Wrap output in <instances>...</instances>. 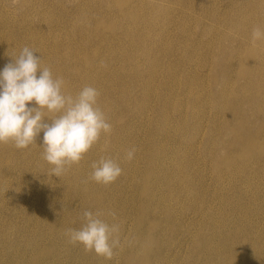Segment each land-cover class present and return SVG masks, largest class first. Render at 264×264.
Segmentation results:
<instances>
[{"label":"rangeland","instance_id":"374dc122","mask_svg":"<svg viewBox=\"0 0 264 264\" xmlns=\"http://www.w3.org/2000/svg\"><path fill=\"white\" fill-rule=\"evenodd\" d=\"M262 16L264 0H0V69L27 46L67 93L95 87L112 125L58 178L42 132L24 150L0 145V264H264V42L249 39ZM102 156L123 169L107 187L89 180ZM109 210L122 242L111 259L68 243L84 211Z\"/></svg>","mask_w":264,"mask_h":264},{"label":"clouds","instance_id":"9594fccd","mask_svg":"<svg viewBox=\"0 0 264 264\" xmlns=\"http://www.w3.org/2000/svg\"><path fill=\"white\" fill-rule=\"evenodd\" d=\"M258 42H264L261 26L251 31L250 44L256 46ZM35 54L23 47L12 63L0 69V145L11 143L24 150L35 144L42 132L43 159L49 173L58 178L79 164L102 136H110L112 125L99 107L100 93L95 87L84 86L74 95L67 93L65 80L54 76ZM136 152L135 147L130 148L124 159L134 160ZM90 168L89 180L103 187L123 173L116 159L104 156L93 161ZM104 215L111 216L113 222H106ZM120 230L115 212L84 211L80 228L66 229L64 235L68 243L111 259L113 249L121 244Z\"/></svg>","mask_w":264,"mask_h":264},{"label":"bare ground","instance_id":"6f19581e","mask_svg":"<svg viewBox=\"0 0 264 264\" xmlns=\"http://www.w3.org/2000/svg\"><path fill=\"white\" fill-rule=\"evenodd\" d=\"M50 1H51V0H50ZM22 2H23V1H22ZM25 2H26V1H25ZM39 2H40V1H39ZM39 2H38V3H39ZM112 2H113V1H112ZM115 2H116V1H115ZM202 2H203V1H202ZM108 3H109V2H108ZM117 3H118V2H117ZM117 3H116V4H117ZM157 3H158V2H157ZM203 3H204V2H203ZM205 3H206V2H205ZM205 3H204V4H205ZM118 4H119V3H118ZM118 4H117V5H118ZM28 5H29V4H28ZM35 5H36V4H35ZM59 5H60V4H59ZM22 6H23V5H22ZM32 6H33V5H32ZM119 6H120V5H119ZM121 6H122V5H121ZM168 6L170 7L171 5H168ZM62 7H63V6H62ZM107 7H108V6H107ZM113 7H114V6H113ZM175 7H176V6H175ZM206 7H208V6H206ZM25 8H26V7H25ZM48 8H49V7H48ZM157 8H159V6H158ZM248 9H249V8H248ZM256 9H257V8H256ZM256 9H255V10H256ZM23 10H24V9H23ZM259 10H260V9H259ZM261 10H262V9H261ZM108 11H109V10H108ZM112 11H113V10H112ZM116 11H117V10H116ZM179 11H180V10H179ZM208 11H209V10H208ZM208 11H207V12H208ZM109 12H110V11H109ZM252 13L255 14L254 11H253ZM190 14H191V13H190ZM108 15H109V14H108ZM203 15H204V14H203ZM250 15H251V14H250ZM261 15H262V14H261ZM3 16H4V15H3ZM9 16H10V15H9ZM5 17H6V16H5ZM5 17H4V18H5ZM7 17H8V16H7ZM176 17H177V16H176ZM204 17H205V15H204ZM204 17H203V18H204ZM262 17H264V16H262ZM1 18H3V17H1ZM112 18H113V16H112ZM174 18H175V17H174ZM210 18H211V17H210ZM248 18H249V16L247 17V19H248ZM5 19H6V18H5ZM7 19H8V18H7ZM9 19H10V18H9ZM106 19H107V18H106ZM236 19H237V18H236ZM5 21H6V20H5ZM212 21H213V18H212ZM122 22H123V21H122ZM175 22H176V21H175ZM177 22H178V21H177ZM100 23H101V22H100ZM172 23H173V22H172ZM213 23H214V22H212V24H213ZM256 23H257V22H256ZM103 24H104V23H103ZM174 24H175V23H174ZM182 24H183V23H182ZM217 24H218V23H217ZM250 24H251V23H250ZM97 25H99V24H97ZM111 25H112V24H111ZM111 25H110V26H111ZM175 25H176V24H175ZM209 25H210V23H209ZM255 25H256V24H255ZM99 26H100V25H99ZM113 26H114V24H113ZM119 26H120V25H119ZM184 26H185V25H184ZM210 26H211V25H210ZM214 26H215V25H214ZM108 27H109V26H108ZM174 27H175V26H174ZM181 27H182V26H181ZM191 27H192V26H191ZM216 27H217V26H216ZM219 27H220V26H219ZM252 27H253V26H252ZM193 28H194V27H193ZM211 28H212V27H211ZM226 28H227V27H226ZM226 28H225V29H226ZM250 28H251V27H250ZM250 28H249V29H250ZM170 29H172V28H170ZM180 29H181V28H180ZM184 29H185V28H184ZM184 29H183V30H184ZM220 29H221V28H220ZM96 30H97V29H96ZM100 30L103 31L102 28H101ZM107 30H109V29H107ZM183 30H182V31H183ZM196 30H197V29H196ZM206 30H207V28H206ZM216 30H217V29H216ZM177 31H178V30H177ZM197 31H198V30H197ZM210 31H211V30H210ZM224 31H225V30H224ZM238 31H239V30H238ZM251 31H252V30H251ZM95 32H96V31H95ZM172 32H174V30H173ZM225 32H226V31H225ZM225 32H224V33H225ZM104 33H105V32H104ZM112 33H113V32H112ZM180 33H181V31H180ZM182 33H183V32H182ZM214 33H215V32H214ZM82 34H83V33H82ZM93 34H94V33H93ZM169 34H170V32H169ZM200 34H201V33H200ZM207 34H208V33H207ZM232 34H233V33H232ZM224 35H225V34H224ZM241 35H242V33H241ZM249 35H251V33H250ZM93 36H94V35H93ZM173 36H174V34H173ZM200 36H202V35H200ZM218 36H219V35H218ZM233 36H234V34H233ZM238 36H239V35H238ZM95 37H97V36H95ZM167 37H168V36H167ZM167 37H166L165 39H167ZM230 37H231V36H230ZM239 37H240V36H239ZM242 37H243V36H242ZM248 37H250V36H248ZM98 38H99V37H98ZM168 38H169V37H168ZM203 38H204V37H203ZM237 38H238V37H237ZM171 39H172V38H171ZM228 39H229V38H228ZM234 39H235V38H233V40H234ZM243 39H244V38H243ZM249 39H250V38H249ZM220 40H221V39H220ZM242 41H243V40H242ZM220 42H222V41H219V43H220ZM235 42H236V41H235ZM240 42H241V41H240ZM246 42H247V39H246ZM164 43H166V42L164 41ZM195 44H196V43H195ZM229 44H230V41H229ZM246 44H247V43H246ZM246 44L244 43V45H246ZM257 44H258V43H257ZM140 45H141V44H140ZM142 45H143V44H142ZM142 45H141V49H142ZM164 45H165V44H164ZM166 45H167V44H166ZM166 45H165V46H166ZM171 45H172V43H171ZM210 45H211V44H210ZM219 45H220V44H218V46H219ZM86 46H87V45H86ZM173 46H175V45H173ZM215 46H216V45H215ZM215 46H214V47H215ZM251 46H252V45H251ZM251 46H250L249 48H251ZM91 47H92V46H91ZM167 47H168V46H167ZM195 47H196V45H195ZM207 47H208V46H207ZM262 47H263V45H262ZM68 48H69V47H68ZM160 48H161V47H160ZM170 48H171V47H170ZM173 48H174V47H172V49H173ZM220 48H221V47H220ZM256 48H257V47H256ZM258 48H259V47H258ZM66 49H67V48H66ZM217 49H219V48L217 47ZM253 49H255V47H254ZM68 50H69V49H68ZM158 50H159V49H158ZM161 50H162V48H161ZM161 50H160V52L158 51L159 54H162ZM208 50H209V49H208ZM257 50H258V49H257ZM262 50H263V49H262ZM90 51H91V50H90ZM92 51H93V50H92ZM164 51H165V50H164ZM202 51H204V48L202 49ZM237 51H238V50H237ZM246 51H247V50H246ZM64 52H65V51H64ZM93 52H94V51H93ZM204 52H208V51H204ZM213 52H214V51H213ZM243 52H245V51H243ZM259 52H260V51H259ZM166 53H167V52H166ZM172 53H173V51L171 52V54H172ZM209 53H210V51H209ZM217 53H218V52H217ZM256 53H257V52H256ZM263 53H264V52H263ZM183 54H184V53H183ZM213 54H214V53H213ZM68 55H69V52H68ZM91 55H92V54H91ZM166 55H167V54H166ZM168 55H170V54L168 53ZM179 55H180V54H179ZM200 55H201V53H200ZM202 55H203V54H202ZM206 55H207V54H206ZM239 55H240V54H239ZM263 55H264V54H263ZM111 56H112V55H111ZM140 56H141V55H140ZM175 56H176V55H175ZM180 56H181V55H180ZM193 56H194V55H193ZM207 56H208V55H207ZM68 57H69V56H68ZM70 57H71V56H70ZM154 57H155V56H154ZM159 57H160V56H159ZM162 57H163V56H162ZM167 57H169V56H167ZM190 57H191V56H190ZM200 57H202V56H200ZM209 57H210V56H209ZM213 57H214V56H213ZM155 58H156V57H155ZM157 58H158V56H157ZM174 58H175V57H174ZM194 58H195V57H194ZM202 58H203V57H202ZM217 58H218V57H217ZM231 58H232V57H231ZM236 58H237V57H236ZM239 58H240V57H239ZM64 59H65V58H64ZM180 59H181V58H180ZM180 59H179V60H180ZM206 59H207V57H206ZM227 59H228V58H227ZM254 59H255V58H254ZM160 60H162V59H160ZM163 60H164V59H163ZM172 60H173V59H172ZM204 60H205V59H204ZM210 60H211V59H210ZM234 60H235V58H234ZM67 61H68V60H67ZM70 61H71V60H70ZM98 61H99V60H98ZM120 61H121V60H120ZM151 61H152V59H151ZM169 61H170V60H169ZM205 61H206V60H205ZM230 61H231V60H230ZM239 61H240V60H239ZM251 61H252V60H251ZM63 62H64V61H63ZM82 62H83V61H82ZM152 62H153V61H152ZM152 62H150V63H152ZM157 62H158V61H157ZM203 62H204V61H203ZM236 62H237V61H236ZM246 62H247V61H245L244 63H246ZM64 63H65V62H64ZM168 63H169V62H168ZM153 64H154V63H153ZM155 64H156V63H155ZM160 64L162 65L161 62H160ZM199 64H200V62H199ZM212 64H213V61H212ZM212 64H211V65H212ZM148 65H149V63H148ZM208 65H209V64H208ZM228 65H229V64H228ZM238 65H240V64H238ZM238 65H237V66H238ZM260 65H261V64H260ZM149 66H150V65H149ZM152 66H153V65H152ZM158 66H160V65H158ZM166 66H168V65H165L164 67H166ZM209 66H210V65H209ZM212 66H213V65H212ZM237 66H236V68H237ZM154 67H155V66H154ZM156 67H157V66H156ZM160 67H161V66H160ZM170 67H171V66H170ZM225 67H226V66H225ZM227 67H228V66H227ZM227 67H226V68H227ZM150 68H151V67H150ZM168 68H169V67H168ZM230 68H231V67H230ZM238 68H239V67H238ZM247 68H248V67H247ZM63 69L65 70V68H63ZM77 69H78V68H77ZM148 69H149V68H148ZM156 69H157V68H156ZM159 69H160V68H159ZM159 69H158V70H159ZM176 69H177V68H176ZM68 70H69V69H68ZM94 70H95V69H94ZM182 70H183V69H181V71H182ZM230 70H231V69H230ZM249 70H250V69H249ZM175 71H176V70H175ZM231 71H232V70H231ZM231 71H230V75H231ZM255 71H256V70H255ZM154 72H155V71H154ZM156 72H157V71H156ZM156 72H155V74H156ZM177 72H178V71H177ZM211 72H212V71H211ZM235 72H236V71H235ZM77 73H78V72H77ZM77 73H76V74H77ZM151 73H152V72H151ZM168 73H169V71H168ZM173 73H174V72H173ZM181 73H182V72H181ZM232 73H233V72H232ZM58 74H59V73H58ZM72 74H74V73H72ZM76 74H75V75H76ZM155 74H154V75H155ZM161 74H162V73H161ZM170 74H171V72H170ZM176 74H177V73H176ZM189 74H190V73H189ZM189 74H188V75H189ZM237 74H238V73H237ZM255 74H256V73H255ZM151 75H152V74H151ZM172 75H173V74H172ZM179 75H180V74H179ZM191 75H192V74H191ZM227 75H228V74H227ZM233 75H234V74H233ZM258 75H259V73H258ZM54 76H55V74H54ZM62 76H63V75H62ZM175 76L177 77V75H175ZM175 76H174V77H175ZM193 76H194V75H193ZM248 76H249V75H248ZM248 76H247V77H248ZM159 77H160V76H159ZM168 77H169V76H168ZM172 77H173V76H172ZM174 77H173V78H174ZM176 77H175V78H176ZM184 77H185V76H184ZM236 77H237V76H236ZM156 78H157V77H156ZM178 78H179V77H178ZM194 78H195V77H194ZM227 78H228V77H227ZM229 78H230V76H229ZM167 79H168V78H167ZM167 79H166V80H167ZM171 79H172V78H171ZM188 79H189V78H188ZM192 79H193V78H192ZM245 79H246V78H245ZM151 80H152V78H151ZM186 80H187V79H186ZM263 80H264V78H263ZM159 81H160V80H159ZM171 81H173V82L176 83V81H178V79H177L176 81L172 79V80H170V82H171ZM182 81H183V80H182ZM220 81H221V79H220ZM226 81H228V80L226 79ZM160 82H161V81H160ZM167 82H168V81H167ZM204 82H205V81H204ZM223 82H225V81H223ZM155 83H156V82H155ZM175 83H174V84H175ZM185 83H186V82H185ZM200 83H201V82H200ZM205 83H206V82H205ZM225 83H226V82H225ZM243 83H244V82H243ZM150 84H152V83H150ZM153 84H154V82H153ZM179 84H180V82H179ZM186 84H187V83H186ZM194 84H196V81H195ZM219 84H220V82H219ZM227 84H228V83H227ZM146 85H147V84H146ZM157 85H158V84H157ZM169 85L171 86V84H169ZM175 85H177V84H175ZM188 85H189V83H188ZM223 85H224V84H223ZM234 85H235V84H234ZM173 86H174V85H173ZM203 86H204V84H203ZM207 86H208V85H207ZM219 86H220V85H219ZM239 86H240V85H239ZM257 86H258V85H257ZM262 86H263V85H262ZM168 87H169V86H168ZM175 87H177V86H175ZM185 87H186V86H185ZM224 87H225V86H224ZM230 87H231V86H230ZM237 87H238V86H237ZM258 87H259V86H258ZM80 88H81V87H80ZM146 88H147V87H146ZM149 88H150V87H149ZM171 88H172V87H171ZM182 88H183V87H182ZM197 88H198V87H197ZM200 88H201V86H200ZM216 88H217V87H216ZM244 88H245V87H244ZM151 89H153V86H152ZM187 89H188V88H187ZM191 89H192V87H191ZM217 89H219V88H217ZM217 89H216V90H217ZM242 89H243V88H242ZM261 89H262V88H261ZM173 90H174V89H173ZM194 90H195V88H194ZM202 90H203V89H202ZM202 90H201V91H202ZM245 90H246V89H245ZM146 91H148V90H146ZM227 91H228V90H227ZM232 91H233V90H232ZM243 91H244V90H243ZM252 91H253V90H252ZM261 91H262V90H261ZM143 92H144V91H143ZM153 92H154V91H153ZM153 92H152V93H153ZM155 92H156V91H155ZM173 92H175V91H173ZM193 92H194V91H193ZM210 92H211V91H210ZM147 93H149V91H148ZM169 93H170V92H169ZM171 93H172V92H171ZM189 93H190V91H189ZM195 93H196V92H195ZM201 93H202V92H201ZM207 93H208V92H207ZM233 93H234V91H233ZM253 93H254V91H253ZM261 93H262V92H261ZM142 94H143V93H142ZM166 94H167V93H166ZM197 94H199V93L197 92ZM204 94H205V93H204ZM204 94H203V95H204ZM200 95H201V94H200ZM203 95H202V96H203ZM244 95H245V94H244ZM141 96L143 97V95H141ZM146 96H148V95L146 94ZM185 96H186V95H185ZM242 96H243V95H242ZM251 96H252V95H251ZM256 96H257V95H256ZM244 97H245V96H244ZM154 98H155V97H154ZM191 98H192V97H191ZM185 99H186V98H185ZM235 99H237V101H238V98H235ZM242 99H243V98H242ZM247 99H248V98H247ZM249 99H250V97H249ZM249 99H248V100H249ZM254 99H255V98H254ZM143 100H144V99H143ZM151 100H152V99H151ZM263 100H264V99H263ZM141 101H142V100H141ZM166 101H167V100H166ZM166 101H165V102H166ZM177 101H178V100H177ZM180 101H181V100H180ZM188 101H189V100H188ZM217 101H218V100H217ZM233 101H234V100H233ZM233 101H232V102H233ZM239 101H240V100H239ZM239 101H238V102H239ZM143 102H144V101H143ZM143 102H142V103H143ZM145 102H146V101H145ZM151 102H152V101H151ZM163 102H164V101H163ZM173 102H174V101H173ZM183 102H184V101H183ZM240 102H241V101H240ZM142 103H141V104H142ZM189 103H190V102H189ZM219 103H220V102H219ZM219 103H218V104H219ZM260 103H262V101H261ZM172 104H173V103H172ZM172 104H171V106H172ZM215 104H216V103H215ZM215 104H214V102H213V105H215ZM220 104H221V103H220ZM224 104H225V102H224ZM234 104H235V103H234ZM151 105H152V104H151ZM223 106H224V105H223ZM223 106H222V107H223ZM149 107H150V106H149ZM229 107H230V105H229ZM232 107H233V106H232ZM182 108H183V107H182ZM202 108H203V107H202ZM206 108H207V107H206ZM214 108H216V107H214ZM139 109H140V108H139ZM189 109H190V108H189ZM232 109H233V108H232ZM234 109H235V108H234ZM104 110H105V109H104ZM170 110H171V109H170ZM217 110H218V109H217ZM235 110H236V109H235ZM235 110H234V112H235ZM105 111H106V110H105ZM131 111H132V109H131ZM133 111H134V110H133ZM187 111H188V110H187ZM218 112H219V111H218ZM240 112H241V111H240ZM238 113H239V112H238ZM187 114H188V113H187ZM187 114H186V116H187ZM189 114H190V113H189ZM233 114H234V113H233ZM257 114H258V113H257ZM257 114H256V115H257ZM165 115H167V114H165ZM175 115H177V114H175ZM220 115H221V114H220ZM234 115H236V114H234ZM240 115H241V114H240ZM256 115H255V117H256ZM146 116H147V115H146ZM184 116H185V115H184ZM164 117H165V116H164ZM194 117H195V116H194ZM194 117H193V118H194ZM231 117H232V116H231ZM236 117H237V116H236ZM187 118H189V116H188ZM165 119H166V118H165ZM232 119H233V118H232ZM239 119H240V118H239ZM254 119H255V118H254ZM114 120H115V119H114ZM237 120H238V119H237ZM120 121H121V120H120ZM238 121H239V120H238ZM253 121H254V120H253ZM253 121H252V123H253ZM252 123H251V124H252ZM249 125H250V124H249ZM227 129H228V128H227ZM227 129H225V130H227ZM203 130H204V129H203ZM259 130H260V129H259ZM259 130H258V131H259ZM261 131H262V129H261ZM202 132H203V131H202ZM238 132H239V133L236 134V135H237V137H238V139H239L238 141L241 142V140H244V139L242 138V133H240V130H238ZM236 133H237V132H236ZM253 134H254V133H253ZM261 134H262V133H261ZM200 135L202 136V134H200ZM224 137H225V136H224ZM234 137H235V136H234ZM260 137H261V136H260ZM263 137H264V135H263ZM107 139H108V138H107ZM219 139H220V138H219ZM222 139H223V138H222ZM234 139H235V138H234ZM217 140H218V139H217ZM253 140H254V139H253ZM107 141H108V140H107ZM188 141H189V140H188ZM198 141H199V139H198ZM222 141L224 142V140H222ZM103 142H104V141H103ZM223 142H222V143H223ZM245 142H246V141H245ZM259 142H260V141H259ZM196 143H197V142H196ZM217 143H218V142H217ZM254 143H255V142H254ZM186 144H187V143H186ZM192 144H193V143H192ZM249 144H250V143H249ZM257 144H258V142H257ZM262 144H263V142H262ZM262 144H261V145H262ZM246 145H247V144H246ZM108 146H109V144H108ZM188 146H189V145H188ZM197 146H198V145H197ZM252 146H253V144H252ZM231 147H232V146H231ZM247 147L249 148V146H247ZM250 147H251V144H250ZM258 147H259V146H258ZM261 147H262V146H261ZM220 148H221V147H220ZM120 149H121V148H120ZM257 149H258V148H257ZM249 151H250V149H249ZM252 151H256V150L253 149ZM155 152H156V151H155ZM220 152H221V151H220ZM220 152H219V153H220ZM226 152H227V151H226ZM245 152H246V151H245ZM247 152H248V151H247ZM247 152H246V153H247ZM224 153H225V151H224ZM1 154H2V152H1ZM1 154H0V155H1ZM258 154H259V153H258ZM222 155H223V153H222ZM217 156H218V155H217ZM258 156H259V155H258ZM263 156H264V155H263ZM259 157H260V156H259ZM217 158H218V157H217ZM244 158H245V157H244ZM152 159H153V158H152ZM214 160H215V159H214ZM260 160H261V159H260ZM218 161H219V159H218ZM148 162H149V161H148ZM216 163H217V162H216ZM149 164H150V163H149ZM151 165H152V164H151ZM149 166H150V165H149ZM215 166H216V165H215ZM214 168H215V167H214ZM216 168H217V167H216ZM146 178H147V177H146ZM163 179H164V178H163ZM72 180H73V179H72ZM163 181H164V180H163ZM146 182H148V181H146ZM146 184H147V183H146ZM146 184H145V185H146ZM88 189H89V188H88ZM142 190H143V189H142ZM143 193H144V192H143ZM147 193H148V192H147ZM140 194H141V193H140ZM145 195H146V194H145ZM142 196H143V195L141 194V197H142ZM147 196H149V195H147ZM142 209H144V208H142ZM146 210H147V208H146ZM141 211H142V210H141ZM139 212H140V210H139ZM145 212H146V211H145ZM142 213H143V212H142ZM138 214H139V213H138ZM146 214H147V213H146ZM143 215H144V214H143ZM146 217H147V216H146ZM146 217H145V218H146ZM138 218H139V215H138ZM145 218H143V219H145ZM56 219H57V218H55V221H56ZM138 220H140V219H138ZM53 222H54V221H53ZM130 222H131V221H130ZM136 222H137V221H136ZM136 222H135V223H136ZM139 223H140V222L138 221V225H137V226H139ZM142 224H143V223H142ZM152 224H153V223H152ZM154 224H155V223H154ZM154 224H153V226H154ZM148 226H149V224H148ZM149 227H150V226H149ZM149 229H151V227H150ZM149 229H148V230H149ZM128 230H129V229H128ZM151 230H152V229H151ZM151 230H149V231H151ZM61 232H62V231H61ZM149 233H150V232H148V234H149ZM49 238H50V237H49ZM134 238H135V236H134ZM140 238H141V237H140ZM149 238H150V237H149ZM59 239H60V238H59ZM41 240H42V239H41ZM133 240H134V239H133ZM139 240H140V239H139ZM139 240H138V242H139ZM141 240H142V239H141ZM136 241H137V239H136ZM147 241H148V239H147ZM150 242H151V241H150ZM121 243H122V242H121ZM152 243H153V242H152ZM152 243H151V244H152ZM136 244H137V243H136ZM136 244H135V245H136ZM154 244H155V243H154ZM154 244H153V245H154ZM139 245H140V244H139ZM198 245H199V244H198ZM144 246H145V245H144ZM144 246H143V248H144ZM149 246H150V245H149ZM240 246H241V245H239V247H240ZM12 247H13V246H12ZM155 248H156V247H155ZM252 248L254 249V247H251V249H252ZM12 249H13V248H12ZM149 249H150V248H149ZM249 249H250V248H249ZM9 250H11V248H9ZM9 250H8V251H9ZM238 251H239V250H238ZM14 252H15V251H14ZM253 252H254V251H253ZM147 253H148V252H147ZM239 253H240V252H239ZM250 253H251V251H250ZM91 254H92V253H91ZM143 254H145V253H143ZM237 254H238V253H237ZM244 254H245V253H244ZM252 254H253V253H252ZM89 255H90V253H89ZM130 255H131V252H130ZM130 255H129V256H130ZM240 255H241V254H240ZM253 255H254V254H253ZM142 256H143V255H142ZM146 256H147V254H146ZM218 256H220V255H218ZM238 256H239V255H238ZM238 256H236V257H238ZM144 258H145V256H144ZM219 258H220V257H219ZM240 258H241V257H240ZM242 258H243V257H242ZM125 259H126V257H125ZM135 259H136V258H135ZM145 259H146V258H145ZM207 259H208V258H207ZM217 259H218V258H217ZM131 260H132V259H131ZM131 260H130V261H131ZM224 260H225V259H224ZM81 261H82V260H81ZM133 261H135V260H133ZM206 262H207V260H206ZM124 263H125V260H124ZM128 263H129V262H128ZM217 263H218V262H217ZM125 264H126V263H125ZM140 264H141V262H140ZM144 264H145V263H144ZM159 264H160V263H159ZM189 264H190V262H189Z\"/></svg>","mask_w":264,"mask_h":264}]
</instances>
